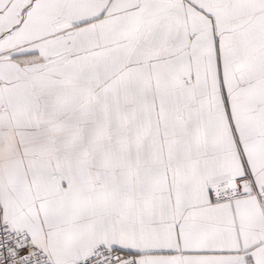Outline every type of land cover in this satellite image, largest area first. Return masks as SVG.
Here are the masks:
<instances>
[{"label":"snow or ice","instance_id":"snow-or-ice-1","mask_svg":"<svg viewBox=\"0 0 264 264\" xmlns=\"http://www.w3.org/2000/svg\"><path fill=\"white\" fill-rule=\"evenodd\" d=\"M0 264H264V0H0Z\"/></svg>","mask_w":264,"mask_h":264}]
</instances>
